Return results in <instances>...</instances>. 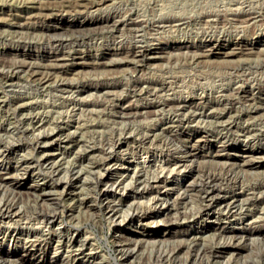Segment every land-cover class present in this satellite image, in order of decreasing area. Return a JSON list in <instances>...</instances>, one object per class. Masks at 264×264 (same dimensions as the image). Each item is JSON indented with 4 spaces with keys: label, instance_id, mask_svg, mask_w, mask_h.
I'll use <instances>...</instances> for the list:
<instances>
[{
    "label": "rangeland",
    "instance_id": "374dc122",
    "mask_svg": "<svg viewBox=\"0 0 264 264\" xmlns=\"http://www.w3.org/2000/svg\"><path fill=\"white\" fill-rule=\"evenodd\" d=\"M146 1L0 0V85L4 86L8 79H12L19 85L28 81L40 84L44 82L47 87L44 92L46 94L51 93L52 87L56 84L71 82L80 85V97L85 98L87 102L99 104V106L92 107L95 110L80 117L83 118V121L80 122H85L88 125L87 130L81 129V133L77 131L73 137L61 139L72 147L71 153L67 156L60 154L62 150L57 149L58 146L67 144L53 142L45 146L49 149L46 151L48 160L54 162L56 168L60 170V174L67 173L66 170L72 166L77 167L80 161H83L80 165L84 172L81 173L82 175L88 171L99 169L101 171L103 170L100 168L103 166L102 163L107 160L102 149L109 144V148L114 147L113 154L116 155L113 156L121 159L116 162L114 159L111 160L114 176L132 173L135 169L137 174H141V178L151 181L150 185L146 183V186L142 184L143 186L139 185L137 188L133 186H127L124 190L118 187L109 188L112 196L120 199V202H116L120 212L128 208L132 211H141L139 213L149 211L146 218L134 217L131 222L123 220L122 223L110 224L101 214L91 213V210L85 205L99 203L95 199L96 190L88 185L89 182H81V178L75 180L74 185H71L65 200L61 198V204L68 205L72 209L71 215L64 216L63 221L68 224L73 223L68 218L79 221L78 230L90 235V241L93 247L95 246L93 251L102 257L99 264H116L109 258V254L113 255L111 249L115 246L114 239L116 238H121L124 241L128 239V245L131 246L135 241L137 242L136 251L129 258L131 260L135 258L134 256L145 257L149 253L154 255L159 251L166 254L172 251L177 256V260L186 258L189 262L193 256L192 248L189 246L192 230L198 231L197 235H199L207 225L214 227L224 224L238 228V224L219 219L218 215L220 214L217 209L216 211L215 209L210 210L208 218L206 215L192 218V208L200 203L195 191L190 186L192 181L198 178L197 173L192 171V152L198 154L193 164L197 167L202 166L201 168L208 170L211 174L220 173L223 175L227 172L231 176L235 174L241 179L252 175L264 177V154L262 157L255 158V161L261 163L258 166L242 163L249 156V150H262L264 142L258 143L255 139L254 142L252 139L247 141L245 136L233 127L227 133L226 141L218 140L212 136L205 138L203 136L205 130L211 128L212 125L201 120L190 123L189 119H185L186 121L180 123V126L172 128V131L169 132V135L173 134L171 137L169 135L162 136L161 133H158L159 129L154 131L155 136L151 135V131H147L149 127H153L152 123L155 121L159 123L158 120L162 118L166 121L176 120L179 118L176 115H181L182 112L187 114L192 110L193 105L203 100H211L210 104L214 105L213 108H216L215 106L222 107L220 104H228L229 97L224 96L226 94L230 96L232 87L235 85L243 84L239 79L253 75L258 78V85L264 84V0H180L187 8L184 11L187 12V15L192 16V21L189 24L181 21L172 22L171 27L162 26L161 29H157L158 31H151L155 37L146 46L145 61L139 62L135 60L136 57L133 56L134 53L130 49L133 40L130 37L133 34L129 30L130 27L120 24L118 28H114L110 25L109 19L105 21V17L109 18L117 13H126V16H129L137 10L140 12L145 10L150 17L149 15L152 13L160 12L154 10L156 3L166 4L163 0ZM173 8V6H168L161 13L179 11L178 8ZM55 37L64 40L63 47L54 45L57 43L53 41ZM17 64L21 65L20 69L14 70ZM29 64L32 65L31 68H27ZM43 64L44 66L47 64L48 68H42ZM35 67L39 68L33 72ZM224 71L229 73L226 74ZM214 73L216 74L213 75ZM236 73H240L237 76L239 79L235 78ZM223 76L225 77L223 78ZM228 76L230 77L228 78ZM139 77L148 78L147 81H149L142 91H140L142 85L136 82ZM226 79L228 80L226 81ZM235 79L238 81L236 84L234 83ZM156 83H162L161 86L166 87L161 89ZM243 85L246 90L254 89L251 83ZM154 86L155 88H153ZM4 89L8 88L4 86ZM15 89L23 91L22 88ZM203 89L205 91H202ZM147 90L149 93L146 92ZM254 91L256 92V90ZM220 94L223 95L220 96ZM4 97L3 89L0 88V99ZM200 97L202 98L200 99ZM105 100L113 105L106 108L103 104ZM176 100L187 101L190 104L189 108L185 107L178 111L169 110V105L171 106L172 102ZM216 102L219 104L216 105ZM242 104L240 102L236 106L242 108ZM119 110L123 111L122 114ZM61 112L65 116L70 115V112L63 110L57 113L53 112L49 115L51 120L68 122L66 127L69 131H73L77 125L80 110L76 109L69 117H64ZM16 113L17 116H9L12 118L10 121L21 118L20 121L23 122L28 117L27 109L22 113ZM258 113L264 114V109L260 108ZM230 115L233 117L229 121H238L234 112ZM94 123L95 126H91ZM139 127L140 129H138ZM8 128L13 133L7 137L4 136L0 143L3 144L8 140L9 143L17 147L16 157L33 162L35 159L34 149L32 146H28L30 142L28 134L19 132L16 122L11 123ZM93 129L96 130L95 133L90 131ZM147 132L149 133L147 134ZM108 137H111L112 140L107 139ZM192 137L194 139L198 137L201 144L192 145V141H195L192 140ZM206 150L211 151L212 155L204 157L199 155ZM181 157L182 161L179 160ZM15 160L12 158L8 163L3 162V169L12 173L13 166L17 165ZM123 161L130 162V167L127 170L123 167ZM38 167L39 165L36 168V165L33 164L32 169H28L26 172L21 169L15 174L16 178L12 181L11 186L15 193L18 192L17 195L20 193L21 203L31 204L34 202L33 195L30 194L33 188L32 184H43L46 189L54 186L49 177L43 178ZM232 167L234 168L232 169ZM168 170H170L169 173ZM155 179L160 181L152 182ZM64 181L65 179L59 180L58 189L61 188ZM81 186L84 188L81 189ZM184 190L185 192H182ZM178 191L181 195L177 193ZM22 193L24 194L22 195ZM57 194V191L47 193L43 202L52 204L57 198H60ZM81 197H85L86 200L83 204L80 202ZM160 197H166V206L162 207L161 202L155 205ZM231 221L234 222L233 219ZM155 230H159L160 234L149 237ZM212 231L210 229L201 235L204 236L205 243L216 247L217 244L214 242L217 240H210ZM237 238L235 237L234 241ZM244 242L255 246L249 239ZM51 243V239L40 240L36 247H40L41 250L44 248L48 253H42L38 249L34 255L29 256L28 254L25 257L36 264L66 260L65 256L52 253ZM26 247L21 242H15L8 234L0 239V251H16L23 254ZM237 250L238 252L235 251L231 258L233 262L241 264L249 257L250 250L246 247H239ZM229 252L223 253L221 259L226 260L230 256ZM83 258L78 256L75 262Z\"/></svg>",
    "mask_w": 264,
    "mask_h": 264
},
{
    "label": "bare ground",
    "instance_id": "6f19581e",
    "mask_svg": "<svg viewBox=\"0 0 264 264\" xmlns=\"http://www.w3.org/2000/svg\"><path fill=\"white\" fill-rule=\"evenodd\" d=\"M157 1L158 0H156V2ZM163 1H165L166 4L165 3L163 4V2L162 4L156 3L155 4L156 8L154 7L155 11L158 10L160 12L152 13V15H149L150 17H148L145 10H142L141 12L137 10L136 12H133V14H129V16H126L127 14L122 12L123 14L117 13L115 15H111L109 18L105 17V21H108L107 19H109L111 21L110 25L114 28H118L120 24L130 27L129 30H131L133 33L130 36L131 39L133 38L130 49L134 53L133 56L136 57L135 59L136 61H139V62L145 61V57L147 54L146 46L149 45L150 41L152 42V40L154 39L155 35H153L154 34L153 32L155 30L159 28L161 29L162 26L171 27L172 22L181 21L182 23L189 24V22L192 21V16L187 15V12L184 11L187 8L185 7V4L183 2H181L180 0H167V1L163 0ZM168 6H173L174 8H178L179 11L165 12V14L161 13L166 7L168 8ZM166 15H168L169 16L168 18H171V19H168L167 17H165ZM53 41L57 42V43H54L56 47H58V45L63 47L62 46L64 44L63 39L55 37V40ZM31 66L32 65L29 64L27 68H31ZM41 66L42 68H45V67L48 68L47 64L45 66L44 64ZM20 67L21 65L17 64L14 67V70L18 68L20 69ZM36 68H39V67H35V70H32V71L33 72L37 71ZM215 74L216 73H214L213 75ZM239 74H237L235 78L239 76ZM224 77L225 76H223V78ZM229 77L230 76H228V78ZM241 77L243 78V76ZM147 79L148 78H144V77L137 78L136 82L142 85V86L140 85L141 86L140 91L145 89L144 88L145 84L149 82L147 81ZM237 79L239 78L237 77ZM227 80L228 79H226V81ZM239 81H242L243 84L251 83L254 89L246 90L243 84H238L235 86L232 85L234 87H232L231 94L228 91L230 96H228L227 94L224 96V97H229V100L228 98H226L228 100V104H220L222 105V107L215 106L216 108H213L214 105L210 104L212 101L211 100L207 101L206 99V100L199 102L196 105H193L192 110L188 111L187 114L182 112L181 115H176L179 117L176 120L166 121V119L162 118L158 120L160 121L159 123L155 121L154 123H152L153 127L152 128L149 127L147 131L148 130L151 131L152 133L151 135L155 136L156 133L154 131L159 129L158 131L160 132L158 133L159 134L161 133L162 136L167 137L170 134L169 132L172 131V128L180 126V123H183L188 119L190 123L191 121L195 122L197 120L198 121L201 120L202 122H206L212 125L211 128L205 130V133L203 135L205 138L207 136H212L214 138H217L218 140L221 139V141H226L227 133L229 132V130H231L230 128L233 127L237 132L245 136V139L247 141H249L248 139H252V141L254 142V139H255L258 143L264 142V114L258 113V110L260 108L264 109V84L258 85V78L253 75L251 77L249 76L244 79H239ZM6 82L7 83L6 84L4 83L5 84L4 86H6L8 89H4V86L0 85V88L3 89L4 96H5L4 98L0 99V141H3L4 136L7 137L9 134L13 133V131L9 129L8 127L11 123L16 122V124L19 126V132L23 134H28L29 141H30L28 146L30 145L33 147L35 159L33 163L30 160L16 157L15 156L17 154L16 146H13L11 143L8 142V140H6V142H8L7 144H5L6 142L3 144L0 143V164H1L0 166V239L4 238L5 235L8 234V235H11V238H13L15 242H21L22 244L27 246L23 250V254H19L16 251H0V264H36L30 261L29 258H26L25 256H27L28 254L29 256L34 255L38 251V249L41 250L40 247H36V246L39 244V241L43 239L52 240V243L50 245H51L53 254H57V255L61 254L66 257V260H61L59 262L56 261L53 263H45V264H99L100 263L99 260L102 259V257L100 256V254L93 251V249H95L94 248L95 246L93 247L90 241V238H89L90 235H87L86 233L78 230L79 221L77 219L72 220L73 218H68L73 222L72 224H68V222L63 221L64 216L69 217L71 215L72 209L68 205L61 204L60 202L61 198L65 200V196H67L66 194H68V190L71 187V185H74L75 180L81 178L82 179L81 182H85V183L89 182L88 185L92 186L96 190V192L94 193L96 195L95 199L99 201V203L85 205L87 206L89 210H91L90 211L91 213L101 214L107 221L110 222V224L111 223H115V224L122 223L123 220H129V222H131V220H133L134 217H137L139 219L146 218L149 214V211L147 212L144 211L142 213H139L141 211H137V210L132 211L128 208L120 212V208L117 207V203H116V202H120V199L114 198L109 188L118 187L119 189H123V190L127 186H133L137 188V186L142 185V184L145 185L146 183L150 185L151 181L149 182L148 180H146V178H143V177L141 178V174H137L138 172L135 169H133L132 173L128 172L126 174H120V175L118 173L119 175L118 177L114 176L113 171H112V168L114 167H112L113 162L111 164V160L114 159V161L116 162L117 160L120 161L121 159L113 156V155H116V154H113L114 147L109 148L108 147L109 144L106 148L102 149L104 150L103 152L106 154L105 159H107L106 162L102 163L103 166L100 167L104 171L103 170L100 171V169L93 170L92 172L88 171V173H85L84 175H82L81 173H84V172L82 171V167L80 165H81V162L83 161H80L79 164H77L78 165L77 167L72 166L68 170H66L67 173L60 174V170L56 168L54 162H50L48 160L46 151L49 149L45 148V146L53 142H57V141L59 143H62L64 141H62L61 139L66 138V137L67 138L73 137L74 134L77 131L80 132L81 129L87 130L88 125L85 122H80V121H83V118H80V117L81 115L82 117L86 116L87 112L95 110L93 109L94 108L93 106H99V104H96V102L95 103L87 102L85 98L83 99L82 97H80L81 96L80 95L81 93L80 85H76L71 82L70 83L64 82V83L56 84L54 85V87H52V92L51 93L48 92L46 94L44 92H46L47 87L45 86L46 84H44V82L40 84V83H34L33 81H28L23 85L21 84L19 85L13 82L12 79H8L6 80ZM237 82L238 81H236L235 79L234 83L236 84ZM171 83L173 82L171 81ZM156 84H158L161 89H164L166 87L165 86L163 88L161 86L162 83L161 84L156 83ZM155 86L153 88H155ZM227 86L225 87L227 88ZM15 88H19V89L22 88L23 91H16ZM213 90L215 91V89ZM254 90H256V92ZM148 91L149 90H147L146 92ZM202 91H205V90L203 89ZM222 95L223 94H220V96ZM201 98L202 97H200V99ZM233 99H234V102H232ZM247 101H248V104L246 105ZM240 102L245 104V105L242 104L243 106L241 105L242 108H238L236 106V104ZM103 104L105 105L106 108H108L109 106L111 107L113 105L111 103H108V101L106 100L103 101ZM217 104L219 103L216 102V105ZM189 105L190 104L185 100H176L175 102H172L171 106L169 105V110H173V111H178L180 109L183 110L185 109V107L189 108ZM80 106H82V108H79ZM25 109L28 110V117H26L23 122L20 121L21 118L10 121L12 120V118L9 116L11 115L17 116L16 112L22 113ZM76 109L77 110L79 109L80 112L78 115L77 125L75 124L76 127L74 128L73 131L71 130L69 131L68 128L66 127L68 122L66 123V122L61 121L62 122L61 123L59 120L52 121L51 120L52 118H50L49 116L50 114H53V112L57 113L63 110L68 113L70 112L69 113L70 115H66V116L61 112L64 115V117H69V116H72V114L74 113ZM233 112L234 114H236L235 115L236 119L238 118L237 122H234V120L229 121V119L233 117L232 115H230V113H233ZM227 114H229V116H226ZM91 126H95V123L94 125L92 124ZM138 129H140V127ZM138 129L136 130L137 132H138ZM224 129L226 131L222 132V130ZM90 131H93L92 133L96 132V130L94 129ZM148 133L149 132H147V134ZM172 135H169V137H171ZM230 135H231V132H230ZM107 139L112 140L111 137H108ZM192 140H195V141H192V145L194 146H198L201 144L200 143L201 140L199 141L198 137L197 139H194V137H192ZM64 144H67V145H63L61 147L58 146L57 149L62 150L60 154L67 156L71 153L72 147L69 146L68 142H64ZM78 146H81V145L78 144ZM210 152L211 151L206 150L204 153H201L199 155L203 157L207 155H212ZM215 154L217 155V153ZM263 154H264V148L262 150L251 149L249 150V156H247V159H244L242 163H247V164H250L251 166H258L261 163L260 161H255V158L262 157ZM197 156L198 154H195V152H192V171H195L197 173L198 178L192 181V184L190 186H192V190L195 191L196 193L195 195L199 198L200 203L197 206L195 205L194 208H192V218H195V216L203 217L204 215H206V217L208 218L210 210L215 209L216 211L217 209L220 214L218 215L219 219L226 220V222H229V223L238 224L239 225L238 228H234L233 226L224 225V224H221L218 226L216 225L214 227L207 225L202 230L201 234L212 229L213 231L211 232L210 240L211 239L217 240L216 242H214L217 244L216 247H214V245L209 246L207 243L204 242L205 238L203 235L201 234L197 235L198 231H196L195 229L192 230V236L189 242V246L192 248L193 256L189 262H187L186 258L182 260H179V259L177 260L176 259L177 256H175L172 251L166 254H162L158 251L154 255L149 253L145 257L134 256L135 258L136 257L137 258L136 259L133 258L131 260L129 258L136 251L137 242L135 241V243L131 246V245H128V241H129L128 239L124 241L121 238H116L114 239L115 246L113 247V249H111L113 251V255L112 253L109 254V258L114 260L116 264H238V263L233 262L231 257L234 255L235 251L238 252L237 248L239 247H246L250 250L249 257L246 260H243L241 264H264V177L263 176L260 177L259 175H252L250 177L248 176L249 178L242 177L241 179L239 176L235 174L231 176L230 173L228 174L227 172L225 173L223 172L224 173L223 175H221L220 173L211 174L210 172H208V170H204L203 168H201L202 166L197 167L193 164V161L196 159ZM12 158L16 159L14 162H16L17 165L13 166V172L11 173L9 170L3 169L2 164L3 162L8 163L10 159ZM179 160L182 161V157ZM122 163H123V167L126 170L127 168L130 167V162L123 161ZM33 164L36 165V168H37V165H39L38 171L41 172L44 179L46 177H49L53 181L54 186L46 189V186L43 184L41 185L32 184L33 188L31 189L30 194L33 195L34 202L31 204H29L28 202L21 203L19 199L20 193L18 195H17L18 192L15 193V191L13 190L11 186V183L16 178L15 174H17L19 170L22 169L26 172V170L32 169ZM226 166H229V165H226ZM233 168L234 167H232V169ZM169 171L170 170H168V173ZM30 172H33V171H30ZM62 179H65V181L61 185V188L58 189L57 183L59 182V180H62ZM159 181L160 180L155 179L152 182L155 183ZM37 188L38 190L40 189V191H38ZM80 188L83 189L84 187L81 186ZM52 191H57L60 198H57V200L53 202L52 204L43 202L44 199L46 198L47 193L52 192ZM182 192H185V190ZM177 193L180 194L179 191ZM23 194L24 193H22V195ZM88 198L90 199V197ZM158 199L159 201L156 202L155 205L158 204L159 202H161V205H163L162 207L167 205L166 197H160ZM22 201L24 200L22 199ZM80 202L82 204L86 202L85 197H81ZM68 214L70 215L68 216ZM232 219L234 220V222L231 221ZM244 223H246V226H244ZM158 234H160V231L155 230L153 233L150 234L149 237L157 236ZM235 237H238L236 241H234ZM246 239L251 240V243H253V245L255 244V246H251L245 243L244 241ZM230 247H233V248H230ZM228 248H230V250H228ZM226 251H230L228 253L230 256H228L226 260H224L223 258L221 259V257L223 256V253H225ZM41 252L45 254L48 253L47 251L44 250V248H42ZM78 256H82L84 258L82 260H77V262H75V259ZM37 264H44V263H37Z\"/></svg>",
    "mask_w": 264,
    "mask_h": 264
}]
</instances>
